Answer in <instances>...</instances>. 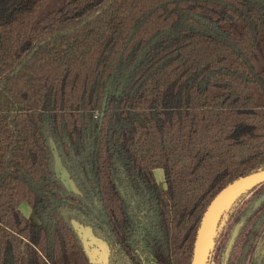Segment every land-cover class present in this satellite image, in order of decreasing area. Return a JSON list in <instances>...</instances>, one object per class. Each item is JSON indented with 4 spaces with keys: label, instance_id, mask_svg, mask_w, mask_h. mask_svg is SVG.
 <instances>
[{
    "label": "trees",
    "instance_id": "obj_1",
    "mask_svg": "<svg viewBox=\"0 0 264 264\" xmlns=\"http://www.w3.org/2000/svg\"><path fill=\"white\" fill-rule=\"evenodd\" d=\"M263 170L264 0H0V264H95L76 223L108 264H192L214 198ZM231 222L221 264H247L264 184L208 264Z\"/></svg>",
    "mask_w": 264,
    "mask_h": 264
},
{
    "label": "water",
    "instance_id": "obj_2",
    "mask_svg": "<svg viewBox=\"0 0 264 264\" xmlns=\"http://www.w3.org/2000/svg\"><path fill=\"white\" fill-rule=\"evenodd\" d=\"M55 156L58 176L64 181L69 189L75 190L74 183L68 173L62 168L61 161L56 152ZM263 184L264 170L234 181L214 198L201 222L192 264H208L214 236L221 216L240 195L247 190ZM75 226L78 228L79 233L82 236L85 248L92 261L95 264H108L109 251L107 244L101 239L95 237L90 229L80 227L77 223ZM99 247L103 249L102 254H100ZM98 257H100V259Z\"/></svg>",
    "mask_w": 264,
    "mask_h": 264
},
{
    "label": "rangeland",
    "instance_id": "obj_3",
    "mask_svg": "<svg viewBox=\"0 0 264 264\" xmlns=\"http://www.w3.org/2000/svg\"><path fill=\"white\" fill-rule=\"evenodd\" d=\"M155 177H156V180H157V183H158L159 187L161 189H166L167 183H166L164 171L162 169L155 170ZM250 197L251 196H249L248 198H250ZM20 209L22 210L24 215L30 220V222L32 224H39V219L37 218V216L34 213H32L31 207L29 206V204L27 202H23L21 204V206H20ZM230 225L232 226V222L229 223V225L226 226L225 231H224L225 232L224 233V237H222V240L224 238L226 239L227 234H229V230L231 228ZM237 229L238 228L235 227L234 231L236 232ZM222 240L217 245L218 249H216L210 264H221V260H222L221 254H222V250L225 248V243H226V241H222ZM253 240H254V243H255L256 247L260 246V241H261L260 237L253 238ZM247 260H248L247 264L248 263L249 264H258V260L253 258L252 255L250 257H248Z\"/></svg>",
    "mask_w": 264,
    "mask_h": 264
},
{
    "label": "flooded vegetation",
    "instance_id": "obj_4",
    "mask_svg": "<svg viewBox=\"0 0 264 264\" xmlns=\"http://www.w3.org/2000/svg\"><path fill=\"white\" fill-rule=\"evenodd\" d=\"M224 237V236H223ZM225 239V238H224ZM224 239L222 240V241H224ZM220 240V241H221ZM260 246H258V247H256V250L254 251V254L252 255L253 256V258H255V259H257L258 260V264H260L261 263V260L263 259V257H264V236L261 238L260 237ZM108 246V245H107ZM95 247H98V246H95ZM258 248V249H257ZM99 250H100V254H102L103 253V249L102 248H100L99 247ZM108 251H109V249H108ZM256 257H259V259L258 258H256ZM99 259H100V257H98ZM102 258V257H101Z\"/></svg>",
    "mask_w": 264,
    "mask_h": 264
}]
</instances>
